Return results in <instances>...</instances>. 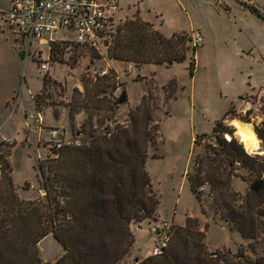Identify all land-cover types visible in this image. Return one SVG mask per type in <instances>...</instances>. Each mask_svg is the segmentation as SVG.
<instances>
[{
  "label": "rangeland",
  "instance_id": "1",
  "mask_svg": "<svg viewBox=\"0 0 264 264\" xmlns=\"http://www.w3.org/2000/svg\"><path fill=\"white\" fill-rule=\"evenodd\" d=\"M9 4L10 0H0V166L2 174L5 164L11 167L19 196L37 200L46 195L38 167L55 158V149L49 144L51 129L74 137L84 134L81 139L90 131V122L100 129V117L90 121L84 112L75 116L72 125L69 104L74 89L84 91L83 75L106 71L115 74L118 82L107 98H117L125 89L129 102L120 105L101 130H113L116 124L128 126L130 111L142 103L153 118L152 126L158 124L159 130L155 144L148 148L146 170L160 205L154 219L131 224L134 244L120 264H138L149 257L158 240L156 229L173 231L186 226L188 218L196 219L205 232L208 253L254 258V241L243 239L214 213L208 185L200 202L190 189L187 174L194 172L197 156L207 155V147L218 146L221 138L228 140L226 135L232 137L214 133L216 123L229 110L232 114L223 120L224 126L241 142L232 121L251 124L264 152V140L257 134L263 135L264 130L259 120L241 115L243 102L238 98L244 91L257 92L264 79V0H124L118 25L140 18L152 22L168 37L202 34L203 42L197 46L188 42V57L169 67L116 63L108 58L105 46L99 50L80 46L66 63L52 52L50 55L48 45L29 41L9 29L2 16ZM194 58L196 65L191 71ZM42 63L49 64V73L42 72ZM130 65L132 71L127 72ZM45 77L49 85L43 90ZM232 101L234 106H230ZM38 111L44 119L43 130L26 125L27 118ZM258 151L254 155H260ZM235 174L247 175L241 169ZM231 186L242 196L248 192L241 177H234ZM38 249L44 264H53L65 254L52 235L44 238Z\"/></svg>",
  "mask_w": 264,
  "mask_h": 264
},
{
  "label": "trees",
  "instance_id": "2",
  "mask_svg": "<svg viewBox=\"0 0 264 264\" xmlns=\"http://www.w3.org/2000/svg\"><path fill=\"white\" fill-rule=\"evenodd\" d=\"M191 41L186 34L168 37L152 22L129 19L116 27L114 40L107 47L108 58L137 66L169 67L188 57L187 43ZM51 52L63 59L61 46ZM195 65L194 58L191 71ZM82 83L84 91L74 89L69 104L70 122L73 125L75 116L84 112L90 121L100 117V129L90 122L81 146L55 149V158L39 165L46 195L22 199L12 169L5 164L0 179V264H44L38 245L50 235L65 251L53 264H120L134 244L131 224L154 219L157 214L160 200L146 164L148 148L159 134L158 124L152 126L153 118L142 103L130 111L128 126L116 124L113 130H101L116 109L129 102L127 91L107 98L118 84L113 73L83 75ZM48 85L45 77L43 90ZM37 102L39 109L41 101ZM231 114L229 110L223 120ZM223 120L216 123L214 133H228L232 138H221L218 146L207 147L206 156H197L187 180L200 202L201 188L209 186L214 213L243 239L254 241L255 257L208 253L205 232L196 219L188 218L186 226L173 228L170 246L162 255L138 264H264V156L248 155ZM257 134L264 140V134ZM238 169L247 175L238 176ZM234 177L248 184L245 196L232 189Z\"/></svg>",
  "mask_w": 264,
  "mask_h": 264
},
{
  "label": "built area",
  "instance_id": "3",
  "mask_svg": "<svg viewBox=\"0 0 264 264\" xmlns=\"http://www.w3.org/2000/svg\"><path fill=\"white\" fill-rule=\"evenodd\" d=\"M124 0H10L9 8L2 13L3 20L9 29L29 41H37L39 45H48L49 53L55 46L64 50L63 60L70 62L75 50L80 46L100 49L110 47L116 27L118 14L122 10ZM56 35V37H54ZM195 46L203 42L200 32L192 33ZM43 73H49V64L42 63ZM132 71V65L127 72ZM106 71L100 73L106 75ZM241 115L249 116L264 130V79L260 89L242 99ZM27 124L43 130L44 119L40 112L30 115ZM51 148L59 150L65 146L82 145L81 135L76 137L64 130L54 128L50 131ZM7 141L10 145L14 141ZM2 168L0 166V178ZM204 188H201L203 190ZM158 240L149 253V257H157L170 246L172 228L156 229Z\"/></svg>",
  "mask_w": 264,
  "mask_h": 264
},
{
  "label": "clouds",
  "instance_id": "4",
  "mask_svg": "<svg viewBox=\"0 0 264 264\" xmlns=\"http://www.w3.org/2000/svg\"><path fill=\"white\" fill-rule=\"evenodd\" d=\"M237 128L240 127L237 121H232ZM241 137V142L245 145V151L248 155H254L259 149L260 141L257 139V136L251 130H245L237 133ZM226 139L230 141V137L225 136ZM260 155H264V152H261Z\"/></svg>",
  "mask_w": 264,
  "mask_h": 264
},
{
  "label": "bare ground",
  "instance_id": "5",
  "mask_svg": "<svg viewBox=\"0 0 264 264\" xmlns=\"http://www.w3.org/2000/svg\"><path fill=\"white\" fill-rule=\"evenodd\" d=\"M238 123H239V125H240V127L239 128H237L234 124H232L235 128H236V134L238 133V132H242V131H245V130H251L255 135H256V133L254 132V130H253V127H252V125L251 124H249V123H244V122H240V121H237ZM238 136V135H237ZM257 136V135H256ZM239 138H240V141H241V137L240 136H238ZM257 139H258V137H257ZM259 140V139H258ZM242 143V142H241ZM243 144V143H242ZM245 146V145H244ZM259 148H260V145H259ZM259 150V151H258ZM257 151L259 152V153H261V152H263V151H260V149H258ZM256 151V152H257Z\"/></svg>",
  "mask_w": 264,
  "mask_h": 264
},
{
  "label": "crops",
  "instance_id": "6",
  "mask_svg": "<svg viewBox=\"0 0 264 264\" xmlns=\"http://www.w3.org/2000/svg\"><path fill=\"white\" fill-rule=\"evenodd\" d=\"M116 63H119V62H116ZM249 94H251V93H249L248 91H244V93H243V95H240V97H238L239 99H240V101H242V98H244V96L245 95H249ZM236 104V102H234V101H232L231 103H230V106H234ZM26 125L28 126V127H30L28 124H27V121H26ZM31 127L32 128H36V126H34L33 124L31 125Z\"/></svg>",
  "mask_w": 264,
  "mask_h": 264
},
{
  "label": "water",
  "instance_id": "7",
  "mask_svg": "<svg viewBox=\"0 0 264 264\" xmlns=\"http://www.w3.org/2000/svg\"><path fill=\"white\" fill-rule=\"evenodd\" d=\"M232 138V137H231ZM218 145V144H217Z\"/></svg>",
  "mask_w": 264,
  "mask_h": 264
}]
</instances>
